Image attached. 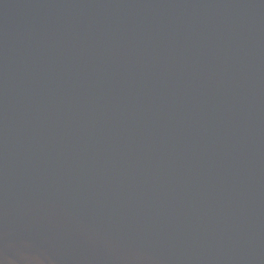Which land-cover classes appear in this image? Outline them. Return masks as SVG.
Segmentation results:
<instances>
[{
    "label": "water",
    "instance_id": "95a60500",
    "mask_svg": "<svg viewBox=\"0 0 264 264\" xmlns=\"http://www.w3.org/2000/svg\"><path fill=\"white\" fill-rule=\"evenodd\" d=\"M0 264H264V0H0Z\"/></svg>",
    "mask_w": 264,
    "mask_h": 264
}]
</instances>
